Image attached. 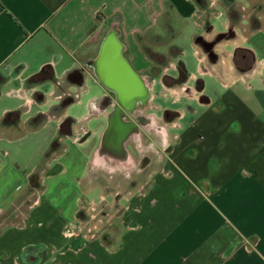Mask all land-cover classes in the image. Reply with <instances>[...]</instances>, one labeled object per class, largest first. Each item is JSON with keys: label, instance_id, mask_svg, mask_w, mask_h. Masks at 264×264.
Returning <instances> with one entry per match:
<instances>
[{"label": "crops", "instance_id": "obj_1", "mask_svg": "<svg viewBox=\"0 0 264 264\" xmlns=\"http://www.w3.org/2000/svg\"><path fill=\"white\" fill-rule=\"evenodd\" d=\"M199 1L0 0V264H264V21L193 24Z\"/></svg>", "mask_w": 264, "mask_h": 264}, {"label": "rangeland", "instance_id": "obj_2", "mask_svg": "<svg viewBox=\"0 0 264 264\" xmlns=\"http://www.w3.org/2000/svg\"><path fill=\"white\" fill-rule=\"evenodd\" d=\"M219 12H228L229 17H231L232 19H236L237 22L239 24H245L248 21V23L254 24L253 20L258 19L262 22V20L264 21V0H200L198 2V11L195 15V17L193 18V20H191V23H195V24H201V26L205 25L204 21H207L208 18L212 17L214 14H217ZM240 19V20H239ZM247 19V20H245ZM177 21H174V23ZM220 20H217V23L219 24ZM184 26L185 25H190L189 21H184L183 22ZM184 30H186L184 28ZM190 32L193 33V30L189 31H183L180 36H178L179 40H180V44H181V48L183 50V54L180 55V59L184 60L185 63L187 64V66L194 70L195 69V59L193 56V51H192V47H191V43H190ZM162 56V55H160ZM164 57V56H163ZM154 58H158L161 59V57L155 55ZM168 58V57H167ZM171 72H173L172 69H170L169 73L171 74ZM159 100V99H158ZM136 109L137 111L134 113L133 110L127 112V114L125 115V117H127L128 119H133L136 122H138V124H140L141 126L144 125L145 122H149L148 123V127L145 128L146 132L148 134L151 135H155L156 132H158L160 134V130L159 129V125L160 124H165L167 119H171L172 116H170V113L167 111H160L159 109H155V106H153L151 108V110H144V106H141L139 104L136 105ZM149 109V108H148ZM150 126V127H149ZM164 130V129H162ZM143 135H146L142 132ZM156 136V135H155ZM145 146H140L141 152L139 154H141L143 152V148H145L146 153L149 154L150 153V149L149 148V144L148 143H144ZM59 147L56 149H52L53 151L56 150L59 151ZM49 151L47 153V155L45 156V158L43 159L41 165L37 168L35 175L33 177V181H34V186L31 187L30 189V193L29 196L26 198V200H22L24 202L21 203V201H18L15 206H13L14 210H16L18 213H23L27 207V200L29 201V197L32 199L34 198V196L36 195L37 191L41 188V182H40V172L44 167V162L47 160V158L53 153V151ZM148 150V151H147ZM151 154L154 155V153L151 152ZM154 160V159H153ZM156 160V159H155ZM133 163V162H132ZM133 166V164H132ZM138 166V164L136 165ZM98 167V166H97ZM97 167H93L92 170H98ZM126 168V167H125ZM112 169V164H111V160H105V163L103 164V167L100 168L99 170H111ZM95 173V172H94ZM107 172H105L106 174ZM107 176V174H106ZM89 206V203L88 205ZM12 208V209H13ZM85 208H81L79 210L80 211H84ZM109 217H110V213L108 212L107 215L105 216L102 224H98L100 225L101 229L107 228L109 226ZM77 224L82 225V226H86L87 225V221L85 222L84 219H78ZM89 224V223H88ZM100 229L99 232H101L102 230Z\"/></svg>", "mask_w": 264, "mask_h": 264}, {"label": "built area", "instance_id": "obj_3", "mask_svg": "<svg viewBox=\"0 0 264 264\" xmlns=\"http://www.w3.org/2000/svg\"><path fill=\"white\" fill-rule=\"evenodd\" d=\"M68 98L69 100H73L76 97H78L77 94L70 95L69 93L62 91L61 93L57 94L56 98ZM49 114H46V117H49ZM107 215V212L105 209L98 207L94 203L89 204V210L88 211H81L79 213L78 219H84L85 222L87 221L86 226H82L79 224L73 225L71 227V234L74 236H81L85 239H91L97 236V233L100 231V225L102 224L105 216ZM89 223V224H88Z\"/></svg>", "mask_w": 264, "mask_h": 264}]
</instances>
